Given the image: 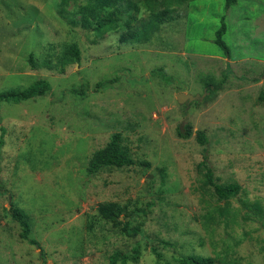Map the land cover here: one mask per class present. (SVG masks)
<instances>
[{"label":"rangeland","instance_id":"374dc122","mask_svg":"<svg viewBox=\"0 0 264 264\" xmlns=\"http://www.w3.org/2000/svg\"><path fill=\"white\" fill-rule=\"evenodd\" d=\"M135 1L133 25L148 13ZM86 2L0 0V91L38 78L50 84L44 95L0 102V264H109L110 254L138 242V259L116 264H179L190 254L205 264H264V0L228 8L185 0L146 42H120L122 26L96 38L93 21L81 24ZM222 16L227 55L213 40ZM69 43L78 61L63 72L43 65ZM222 74L216 93L177 102L176 93L202 94ZM185 122L187 138L176 133ZM197 129L208 144L196 141ZM114 131L136 163L88 174L91 154ZM203 148L216 182L240 184L235 196L217 199L197 170ZM10 195L41 249L19 237ZM149 201L145 216L134 213ZM100 207L119 219L102 218ZM141 221L140 233H123V224Z\"/></svg>","mask_w":264,"mask_h":264},{"label":"trees","instance_id":"16d2710c","mask_svg":"<svg viewBox=\"0 0 264 264\" xmlns=\"http://www.w3.org/2000/svg\"><path fill=\"white\" fill-rule=\"evenodd\" d=\"M123 0H87L85 4L79 6V13L81 14V24L83 26L91 25L92 21L94 26H92V31L96 38H102L105 33L111 30L118 29L119 27H125L120 35V42H146L149 40L153 32L157 31L159 26L166 22L174 19L173 12L176 8L184 3L185 0H141L142 6L147 9L148 13L145 18L139 19V22L133 25V20H135V12L138 10V4L135 0H127L126 2L119 4ZM236 0H224L225 8L233 5ZM108 8H113L109 11ZM124 17L122 18V15ZM226 26L223 21V16L221 17V23L219 27L215 30L214 43L217 44L223 52L228 54V46L224 42L222 36L225 33ZM80 55V50L76 43L67 44L61 54L57 57L55 61L47 59L43 62V65L48 68H56L60 72H63L65 65L72 61H78ZM29 62L33 63L31 56H29ZM116 80V78H115ZM257 80V79H255ZM112 79L100 80L96 84L98 86L106 85L111 82ZM226 82V76L221 75V78L215 82H207L205 84V90L208 91V95H212L222 89L223 83ZM50 91V84L44 78H38L34 80L30 85L24 88H9L0 91V102L9 101L18 103L22 100L29 99L34 96L44 95ZM73 93H83L81 90L76 88L72 89ZM257 100L259 103L264 102V87H262L258 93ZM0 173H1V153L3 146V134L4 127L0 126ZM176 133L180 137L187 138L191 136L192 131L190 125L185 122L182 125V130L177 128ZM195 139L200 144H208L209 138L206 136L203 130H195ZM202 159L197 163L196 167L199 171H204L205 179L207 183L212 187L217 199L221 200L229 196H235L240 189V184L237 182L228 183H218L214 180L213 168L208 160V154L206 148L202 150ZM136 161L128 155V151L122 145V137L119 131H114L111 133L109 140L105 145L99 149H96L90 156L86 171L88 174H94L98 172L101 168L106 166H129L135 164ZM144 165H148V162H139ZM0 193H7V188L4 186L3 181L0 177ZM9 197V212L12 219H14L20 227L19 237L26 240L30 244L36 245L41 249L38 242L29 238V223L27 213L20 207L13 205ZM152 202H148L147 206L140 210H135L134 213L139 216H145L148 207ZM100 216L102 218L110 219L112 221H117L119 215L114 212L111 208L100 207ZM130 214L131 216L134 214ZM141 221L139 224H129L125 223L122 225L121 229L126 235H135L140 233L142 230ZM166 245H172L171 242L162 241ZM145 244L140 242L136 243L130 252L115 251L109 255V264H116L117 261L122 263L130 260L136 261L144 249ZM152 252L157 259L161 257V253L155 248H151ZM207 261L206 257L190 254L183 255L177 258L179 264H205ZM163 264V263H160Z\"/></svg>","mask_w":264,"mask_h":264},{"label":"water","instance_id":"95a60500","mask_svg":"<svg viewBox=\"0 0 264 264\" xmlns=\"http://www.w3.org/2000/svg\"><path fill=\"white\" fill-rule=\"evenodd\" d=\"M207 93H208V91H206V90L202 94H191V93H188L185 91H180V92L176 93L175 97H176L177 102L183 103L185 101L202 99Z\"/></svg>","mask_w":264,"mask_h":264},{"label":"crops","instance_id":"0c3cea01","mask_svg":"<svg viewBox=\"0 0 264 264\" xmlns=\"http://www.w3.org/2000/svg\"><path fill=\"white\" fill-rule=\"evenodd\" d=\"M185 92H187V91H185Z\"/></svg>","mask_w":264,"mask_h":264}]
</instances>
